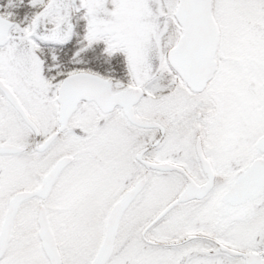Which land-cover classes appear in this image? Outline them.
<instances>
[{
  "label": "snow or ice",
  "instance_id": "1",
  "mask_svg": "<svg viewBox=\"0 0 264 264\" xmlns=\"http://www.w3.org/2000/svg\"><path fill=\"white\" fill-rule=\"evenodd\" d=\"M0 264H264V0H0Z\"/></svg>",
  "mask_w": 264,
  "mask_h": 264
}]
</instances>
